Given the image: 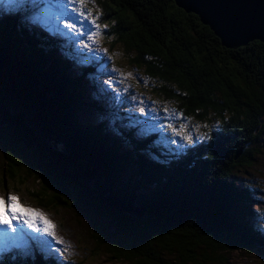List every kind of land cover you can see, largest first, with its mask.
<instances>
[{
  "label": "trees",
  "instance_id": "obj_1",
  "mask_svg": "<svg viewBox=\"0 0 264 264\" xmlns=\"http://www.w3.org/2000/svg\"><path fill=\"white\" fill-rule=\"evenodd\" d=\"M98 3L109 33L132 49L135 65L164 82L163 93L186 115L214 113L222 126L182 155L163 157L157 139L87 123L80 117L86 102L103 108L84 97L95 69L86 63L73 70L72 41L63 43L67 58L57 57L61 40L48 33L37 39L39 30L18 15L0 16V185L32 181L34 202L85 217L97 249L116 264H213L244 248L264 252V230L251 222L252 196L233 179L261 151L264 41L227 48L174 0ZM130 169L136 182L125 178ZM110 196L143 217L108 207ZM17 254L13 264L57 262L39 249Z\"/></svg>",
  "mask_w": 264,
  "mask_h": 264
},
{
  "label": "rangeland",
  "instance_id": "obj_2",
  "mask_svg": "<svg viewBox=\"0 0 264 264\" xmlns=\"http://www.w3.org/2000/svg\"><path fill=\"white\" fill-rule=\"evenodd\" d=\"M29 1L34 2V6L31 9H24L23 2L13 0V13L32 26L33 30H39L37 39L48 33L59 36L64 44L72 41L74 53L69 60L74 64L73 70L78 71L76 66L87 63L96 71L87 84L84 97L87 98L86 101L96 97L103 108L89 107V103L86 102L80 112V117L85 122L92 124L105 122L109 127H123L137 138L157 139L159 156L163 157H167L164 154L166 152L174 156L182 155L191 145L210 136L214 129L222 126V119L214 113H210L205 119L186 115L173 97L160 90V86L164 83L161 79L151 77L143 68L135 65L136 56L132 49L127 48L122 41H117L116 37L109 33L111 26L105 18H102L98 0H95L94 5L89 0L83 6L75 3L74 0H66V4L65 0H43L42 6L40 0ZM61 4H65L63 10L72 19L59 16ZM87 5L92 9V16L80 17L77 10L86 12ZM97 11L100 13L96 18V24L101 26L99 28L91 24V18L97 16ZM68 23H74L75 29L68 28ZM64 44L58 48L57 57L67 58ZM67 53L69 54L68 50ZM91 85L94 87L91 88ZM112 135L118 136L116 131H112ZM258 146L261 151L256 153L252 164L236 169L233 179L239 185L248 188L252 196L251 222L264 230V137L258 142ZM122 149L128 151L129 146L125 145ZM145 157L149 158L147 155ZM152 159L159 161L156 156ZM1 170L0 150V181ZM139 177L135 170L130 169L125 178L136 182ZM6 180V187L0 185V196L6 199L9 194L18 196L21 204L42 213L55 226L50 229L54 232V236L24 226V231L28 229L32 233L29 235L39 236L48 242L38 246L43 248L41 252L46 251L57 259L55 264H116L110 261V257L102 255V250L97 249L95 242L89 236L90 223L85 217L77 216L70 207L49 211L34 202L30 196L32 187L35 186L32 181L28 182V186H21L14 180ZM13 223L15 224V221ZM16 227L19 229L21 225L17 224ZM37 227L42 228L43 224L38 221ZM3 233L17 235L15 240L17 245L27 241L22 239L23 233H13L7 229V226H0V235ZM57 238L63 243H58ZM19 247L22 246L13 247L0 238V264L5 263V256L10 252H21L23 253L21 256H24V253H31L33 250V247ZM225 257L226 262L213 264H264L262 250L244 248L227 253ZM7 259L13 264L9 256Z\"/></svg>",
  "mask_w": 264,
  "mask_h": 264
},
{
  "label": "water",
  "instance_id": "obj_3",
  "mask_svg": "<svg viewBox=\"0 0 264 264\" xmlns=\"http://www.w3.org/2000/svg\"><path fill=\"white\" fill-rule=\"evenodd\" d=\"M187 13L196 14L200 21L211 28L223 46L236 49L251 41H264V0H174ZM106 205L117 211L136 213L137 210L121 199L110 196Z\"/></svg>",
  "mask_w": 264,
  "mask_h": 264
},
{
  "label": "snow or ice",
  "instance_id": "obj_4",
  "mask_svg": "<svg viewBox=\"0 0 264 264\" xmlns=\"http://www.w3.org/2000/svg\"><path fill=\"white\" fill-rule=\"evenodd\" d=\"M5 4L12 3L13 0H0ZM75 3L80 5H86L89 0H74ZM93 5L95 4V0H91ZM66 4V0H65ZM65 4H61V11L59 12V16L64 19H72L67 15V13L63 10ZM79 12L80 17H91L92 9L88 8L87 11L77 10ZM99 12L97 11V16L91 18V24L95 25L97 28L101 27L96 24V18L99 16ZM68 28L75 29L76 25L74 23H68ZM103 27H107V25H103ZM182 127H186V125H182ZM190 142V141H189ZM15 221V224L13 223ZM43 224V227H37V222ZM19 224L21 227L18 229L16 225ZM0 226H7V229H10L13 233L24 232V226L28 229H34L36 232H44L49 236H54V232L50 231V229L55 226L52 224L50 220H48L42 213L37 210L26 207L25 205L20 203L19 197L14 194H9L7 199L3 196H0ZM33 240H35L38 244H46L47 241L42 240L39 236H33ZM16 237H12V241L15 242ZM58 243H63L62 240L57 238Z\"/></svg>",
  "mask_w": 264,
  "mask_h": 264
}]
</instances>
